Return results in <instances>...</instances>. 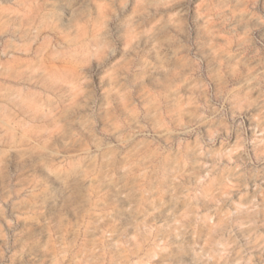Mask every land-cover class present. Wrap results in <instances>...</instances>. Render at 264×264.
Here are the masks:
<instances>
[{
    "label": "clouds",
    "instance_id": "9594fccd",
    "mask_svg": "<svg viewBox=\"0 0 264 264\" xmlns=\"http://www.w3.org/2000/svg\"><path fill=\"white\" fill-rule=\"evenodd\" d=\"M0 264H264V0H0Z\"/></svg>",
    "mask_w": 264,
    "mask_h": 264
}]
</instances>
